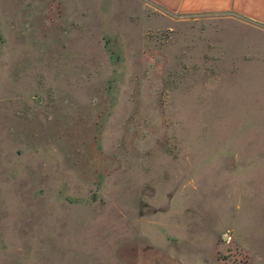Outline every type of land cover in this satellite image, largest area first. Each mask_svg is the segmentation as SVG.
Segmentation results:
<instances>
[{
	"label": "rangeland",
	"instance_id": "1",
	"mask_svg": "<svg viewBox=\"0 0 264 264\" xmlns=\"http://www.w3.org/2000/svg\"><path fill=\"white\" fill-rule=\"evenodd\" d=\"M0 264H264V26L0 0Z\"/></svg>",
	"mask_w": 264,
	"mask_h": 264
},
{
	"label": "crops",
	"instance_id": "2",
	"mask_svg": "<svg viewBox=\"0 0 264 264\" xmlns=\"http://www.w3.org/2000/svg\"><path fill=\"white\" fill-rule=\"evenodd\" d=\"M5 2V0H1ZM177 15L228 14L264 26V0H148Z\"/></svg>",
	"mask_w": 264,
	"mask_h": 264
}]
</instances>
